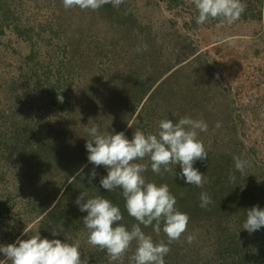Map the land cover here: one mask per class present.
<instances>
[{
    "label": "rangeland",
    "instance_id": "374dc122",
    "mask_svg": "<svg viewBox=\"0 0 264 264\" xmlns=\"http://www.w3.org/2000/svg\"><path fill=\"white\" fill-rule=\"evenodd\" d=\"M244 2L238 21L218 27L216 20L198 25L191 0H124L119 8L109 3L96 11L65 9L63 0H0V245L39 231L42 238L79 239L82 260L110 264L106 251L87 243V213L66 192L81 178L75 174L83 167V176L93 165L84 158L91 139L85 126L98 124L132 139L137 129L155 133L162 119L190 116L208 124L199 134L208 159L194 167L205 175V167L214 165L217 174L207 175L199 188L175 177L179 165L154 173L146 157L139 161L148 166L146 181L167 183L172 194L182 184L180 208L188 205V193L221 187V177L243 182L245 189L234 205L214 198V209L225 205L217 220L203 213L189 221L180 241L170 245L166 264H231L226 259L232 261L233 249L218 250L216 229L260 200L249 206L245 193L264 187V0ZM145 44L147 50L138 52ZM234 157L250 161L244 175ZM62 211L76 222L58 221ZM141 227L154 241L167 242L162 230L157 235L152 226ZM132 248L122 264H131Z\"/></svg>",
    "mask_w": 264,
    "mask_h": 264
},
{
    "label": "clouds",
    "instance_id": "9594fccd",
    "mask_svg": "<svg viewBox=\"0 0 264 264\" xmlns=\"http://www.w3.org/2000/svg\"><path fill=\"white\" fill-rule=\"evenodd\" d=\"M109 3L119 8L124 0H63L65 9L79 7L93 11ZM191 3L198 11V25L216 20L218 27L235 23L247 8L244 0H191ZM146 50V44L137 48L138 52ZM58 100L63 102V96L59 95ZM216 127H220V124L217 123ZM207 130L208 124L204 120L190 116H183L176 122L169 118L162 119L155 133L146 134L137 129L132 139L123 131H101L98 124L85 126V131L91 137L85 145L88 162L107 169V175L101 178L100 186L109 192L121 189L126 211L137 222L130 229L119 223L123 220L120 207L103 195L85 199L87 193L81 192L76 198L75 204L79 210L87 213L82 219L88 233L87 243L106 251L110 264L114 261H121L122 264L133 242L136 247L130 257L131 264H166L165 257L171 250L170 245L180 241L187 231L190 217L176 207L177 199L167 183L157 185L155 181H146L143 173L148 166L139 161L149 158L151 170L156 174H162V169L163 172H173L172 166L179 165L181 171H175V177L184 179L188 185L203 188L207 178L194 164L208 159V151L199 136L200 132ZM233 159L235 169L244 175L245 170L251 166L250 161L240 157ZM82 172L83 167L75 176H80ZM95 175L93 170L92 176ZM229 179L235 181V176L230 175ZM200 201V206L207 208L212 198L205 191L201 192ZM141 225L145 228L152 226L157 235L162 230L167 242L154 241L151 235L142 230ZM262 227L264 209L258 205L253 206L247 210L243 229L251 234ZM52 235L58 236L60 233L53 230ZM194 239L192 235L187 237L189 243ZM80 244L79 239L69 243L60 239L42 238L38 231L29 239L17 238L14 243L0 245V253L5 256L0 264H88L87 258L81 259Z\"/></svg>",
    "mask_w": 264,
    "mask_h": 264
},
{
    "label": "trees",
    "instance_id": "16d2710c",
    "mask_svg": "<svg viewBox=\"0 0 264 264\" xmlns=\"http://www.w3.org/2000/svg\"><path fill=\"white\" fill-rule=\"evenodd\" d=\"M88 12V11H86ZM89 13V12H88ZM87 13V14H88ZM31 56V55H29ZM142 115V114H141ZM88 155H85V159H87ZM90 167L85 170V175H80L81 178L77 179L75 178L70 184V187L67 188V193H72V196L76 199L81 192L87 193V198H91L95 195H103L106 198L110 199L114 204L118 205L121 209V212L123 214V220L119 223L125 224L129 229L134 223H137L135 219L131 216L128 215L126 208H125V200L123 199L121 195V189L116 188L113 191L109 192L108 190L103 189L100 186V180L102 177L107 175V172L104 171L100 168L97 167L95 169L91 168L93 165H89ZM214 165H209L205 167V176L208 177L207 175L213 176L217 174L214 171ZM90 169V170H89ZM95 170V177L92 176V172ZM224 173L228 176L229 173L227 170L224 171ZM215 177V176H214ZM222 180V185L218 189H214L212 185L207 186L205 189L206 192L209 193V195L212 198V202H214L215 197H221L224 200L225 205H234L235 203L238 202L237 195L239 192L242 190L244 192L245 186L243 185V182H238L237 184L232 183L230 181ZM188 185V184H187ZM186 185V186H187ZM185 186V187H186ZM182 184L180 186H177L175 188V195L177 199V203L180 199V193L178 194L177 192L181 190ZM190 187V186H189ZM188 187V188H189ZM191 188V187H190ZM225 191H228L230 193V198H225L224 196L226 195ZM217 193V194H215ZM220 195V196H219ZM246 195V193H245ZM242 196V200L244 203H247L249 206L251 205V199L253 198H259L260 200H257L253 205L256 206L258 205L261 209H264L262 207V201H264V187H261L259 190H257L255 193H250L248 198L246 196ZM241 200V201H242ZM249 200V201H248ZM86 202V201H85ZM186 203L188 204L187 206H184L183 208H180L176 205V207L181 211L187 213L188 209H191L194 207L191 215L189 216L190 219L189 221L195 220L196 217H198L199 214H207L210 216L215 215L213 217L215 220H217V215L222 216L224 214L223 211H221V207H225V205L214 209V206L212 203L207 206V209L210 207V205L213 206V209H210L208 211H203V210H197V207L200 206L201 201H200V195H191L188 193V198L186 199ZM60 209V205L56 206L53 208V212L56 210ZM247 208L245 207H240V213H239V218H237L234 222L230 223V226L224 225L216 229L217 234H215V238L217 241V248L220 252L225 251L226 249H233L232 255L235 257V255L238 256L239 259H232V261L226 259V253H224V260L226 259L227 262L231 264H264V227L261 229L255 231L254 233H249L247 230L243 229V223L246 220V213H247ZM87 215V214H86ZM58 221L64 220L63 223L66 224L67 222L70 224H74L77 220V218H73L68 216V214L64 213L63 211L59 214L57 217ZM142 226V225H141ZM163 228V225L161 226V229ZM213 235H210L212 237ZM242 240V242H241ZM133 251H135V242L132 244ZM242 245L245 246V248L242 247ZM216 247V245H215ZM226 252V251H225ZM246 253V254H245ZM239 262V263H237Z\"/></svg>",
    "mask_w": 264,
    "mask_h": 264
}]
</instances>
